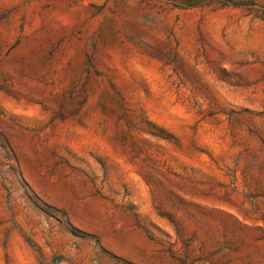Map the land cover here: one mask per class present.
<instances>
[{
	"label": "rangeland",
	"instance_id": "rangeland-1",
	"mask_svg": "<svg viewBox=\"0 0 264 264\" xmlns=\"http://www.w3.org/2000/svg\"><path fill=\"white\" fill-rule=\"evenodd\" d=\"M0 264H264V0H0Z\"/></svg>",
	"mask_w": 264,
	"mask_h": 264
}]
</instances>
